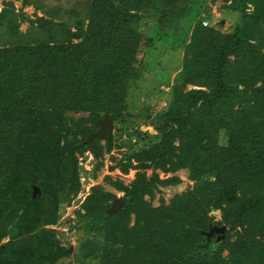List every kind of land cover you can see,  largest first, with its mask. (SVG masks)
<instances>
[{"label": "trees", "instance_id": "16d2710c", "mask_svg": "<svg viewBox=\"0 0 264 264\" xmlns=\"http://www.w3.org/2000/svg\"><path fill=\"white\" fill-rule=\"evenodd\" d=\"M229 2L239 16L230 33L204 26L207 15L195 0H89L82 17L69 10L60 22L28 19L4 3L0 264H56L70 255L47 226L81 188L78 157L92 154L95 177L98 159L111 150V138L104 145L85 141L97 120L115 123L123 112L127 86L138 75L137 26L148 14L155 36L182 20L181 84L193 88L171 93L156 135L124 156L121 171L136 170L129 185L106 178L124 204L110 212L116 196L94 185L77 215L112 245L106 264H264V0ZM21 21L29 22L25 32ZM185 169L193 188L153 206L160 187L181 182L156 172ZM213 210L220 213L214 225L227 227L220 241L204 234Z\"/></svg>", "mask_w": 264, "mask_h": 264}, {"label": "rangeland", "instance_id": "374dc122", "mask_svg": "<svg viewBox=\"0 0 264 264\" xmlns=\"http://www.w3.org/2000/svg\"><path fill=\"white\" fill-rule=\"evenodd\" d=\"M7 1L12 2L16 13L28 19H34L36 16H52L53 21L60 22L63 18L66 19L65 15L70 13L69 10L71 14H75L73 16L80 13L79 17H82L81 13L84 12L89 0H29L30 3L26 5H22L20 0H0V10ZM195 3L200 5L199 13L207 15L208 21H204L208 26L222 33L233 31L239 16L227 8L230 4L229 0H195ZM251 10L252 6L248 4L247 11L251 12ZM154 23L153 16L148 14L137 26L143 38L136 54L135 68L138 75L127 86L123 112L118 121L113 123L110 152L104 153L98 159L102 166L95 177L91 174L96 162L92 154L85 152L78 157L81 188L68 204L61 206L57 223L47 226L55 231L59 244L70 253L56 264H106L104 252L108 251L112 245L89 232V228L80 221L77 212H84L81 204L94 185H99L104 191L114 194L116 199L123 198V192L117 191L106 181V178L109 177L113 183L121 182L123 185H129L135 177L136 170L131 168L127 173L121 171L122 165L126 163L124 156L137 147L146 145L149 135H156L155 127L163 121V114L168 108L171 93L176 94L184 88L181 84L183 45L180 44V37L186 33V29L182 26V20L180 24L179 21L173 24L170 22L168 30L161 32V36L153 34ZM28 25V21H21L19 29L25 32ZM71 31L74 29L71 28ZM192 88L191 85H185L183 90ZM216 140L221 145L226 143L223 131L219 132ZM100 144L104 145L105 141L101 140ZM135 164L133 160V165ZM156 173L160 179L177 176L181 182L175 186L160 187L152 201L155 207L159 206L161 201L168 204L175 195L193 188L194 182L186 169L174 173L159 171ZM151 174L152 170H147V175L151 176ZM209 214L213 217L210 225L213 226L220 220V213L213 210ZM214 236L217 238V235ZM7 240L5 238L2 242Z\"/></svg>", "mask_w": 264, "mask_h": 264}, {"label": "water", "instance_id": "95a60500", "mask_svg": "<svg viewBox=\"0 0 264 264\" xmlns=\"http://www.w3.org/2000/svg\"><path fill=\"white\" fill-rule=\"evenodd\" d=\"M98 130L90 133L85 142L89 143L94 138H99L101 140L109 139L112 134L113 129V120L109 117H105L102 120H97ZM32 198H35L39 194V189L35 186L32 187ZM124 204L123 198H119L113 201L111 204L110 212H114L119 209ZM227 230L226 226H210L208 232L205 233L207 239H210L212 236L217 235L216 241L223 240L225 238V232Z\"/></svg>", "mask_w": 264, "mask_h": 264}, {"label": "built area", "instance_id": "2783aa9c", "mask_svg": "<svg viewBox=\"0 0 264 264\" xmlns=\"http://www.w3.org/2000/svg\"><path fill=\"white\" fill-rule=\"evenodd\" d=\"M204 26H207V22L206 21H203L202 23Z\"/></svg>", "mask_w": 264, "mask_h": 264}]
</instances>
